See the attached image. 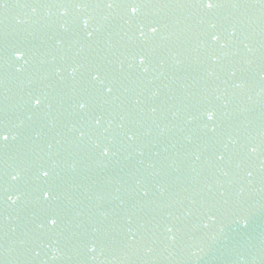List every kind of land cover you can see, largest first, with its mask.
Wrapping results in <instances>:
<instances>
[{
	"label": "water",
	"instance_id": "obj_1",
	"mask_svg": "<svg viewBox=\"0 0 264 264\" xmlns=\"http://www.w3.org/2000/svg\"><path fill=\"white\" fill-rule=\"evenodd\" d=\"M0 128V264H264V0H0Z\"/></svg>",
	"mask_w": 264,
	"mask_h": 264
},
{
	"label": "snow or ice",
	"instance_id": "obj_2",
	"mask_svg": "<svg viewBox=\"0 0 264 264\" xmlns=\"http://www.w3.org/2000/svg\"><path fill=\"white\" fill-rule=\"evenodd\" d=\"M201 2L203 3V5L205 7L209 8V9L217 6V0H201ZM125 4H126V7L129 9L130 13L135 15L140 10V7L142 5V0H125ZM151 31L153 33H155L157 31V28L152 27ZM213 39L215 40V39H217V37H213ZM16 55H17V58H21L23 54L20 52H17ZM40 103H41V100L39 98L35 99L36 106H39ZM207 118H208V120H212L214 118L213 114L209 113ZM8 139H9V135H8L7 131L5 129L0 128V143L7 142ZM103 154L107 155L108 152L104 151ZM41 175L46 178L49 176V172L46 170H41ZM42 197L45 199L52 198L51 191H47V190L43 191ZM11 198L12 197H9V199H11ZM47 222L52 227H55L57 224V217L55 215H50L47 218Z\"/></svg>",
	"mask_w": 264,
	"mask_h": 264
}]
</instances>
